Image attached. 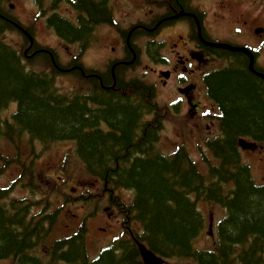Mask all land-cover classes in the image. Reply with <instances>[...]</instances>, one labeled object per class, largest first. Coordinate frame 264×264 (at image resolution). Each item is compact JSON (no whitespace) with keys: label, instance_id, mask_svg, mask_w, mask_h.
<instances>
[{"label":"trees","instance_id":"obj_1","mask_svg":"<svg viewBox=\"0 0 264 264\" xmlns=\"http://www.w3.org/2000/svg\"><path fill=\"white\" fill-rule=\"evenodd\" d=\"M6 1L0 0V143L18 145L24 135L43 145L75 142L73 153L87 174L109 184L108 190L114 186L110 193L133 192L125 215H131L143 231L140 236L136 230L137 238L158 256L168 260L195 257L198 264H264V185L257 184L239 149L241 138L264 144V81L248 70L247 60L235 56L231 68L209 78L222 115L219 135L206 144L217 163L206 161L204 174L185 148L168 156L157 149L165 111L153 103L152 87L135 78H121L115 92L95 86L93 96L70 98L60 95L52 75L27 72L16 50L2 40L5 32L13 30L1 7ZM106 1L94 5L82 0L80 5L97 23L109 16ZM37 2L44 5V0ZM60 2L54 0L52 9ZM48 21L56 22L58 33L68 38L70 25L55 15ZM77 34L73 31L69 37ZM13 104L15 112L4 117ZM3 158L0 149V161ZM25 163L19 181L35 176L33 161ZM43 186L49 196L42 193L46 202L39 204L14 199L10 187H0V261L88 264L83 227L75 237L51 246L47 243L60 214L49 212V197L65 191ZM198 203L215 204L226 211L213 252L198 253L193 247L204 224ZM34 206L42 207L39 214L34 215ZM129 240L116 243L91 264H141L136 245Z\"/></svg>","mask_w":264,"mask_h":264},{"label":"rangeland","instance_id":"obj_2","mask_svg":"<svg viewBox=\"0 0 264 264\" xmlns=\"http://www.w3.org/2000/svg\"><path fill=\"white\" fill-rule=\"evenodd\" d=\"M226 0H215L213 5L217 6L218 2ZM194 6L201 7V4ZM53 1L44 0L45 7H50L51 11L58 10V5H54L52 9ZM213 5L204 3L202 4L203 9L208 11L207 26L215 33L216 38H222L225 40H233V29L234 20L231 18H225V21L217 19L215 16V8ZM248 9L250 14L247 15L249 21H255L253 17L262 16L264 17V4L260 0H248L243 8ZM3 13L8 17L10 25H12L13 31H9L4 34L3 41L11 44L17 51L24 52L29 43L24 41L21 33L17 31L16 27L20 26L29 31L32 35L36 45L40 49V53L50 54V50H54L58 54L68 55L66 51V44L50 30L46 28L45 19L42 17L38 19L39 7L35 5L34 0H7L2 5ZM165 0H112L107 4L106 9L109 11L113 9L115 20H113L114 28H101L98 34L101 38L95 39V44H89L87 51V59L90 64H93L96 68L103 71L106 59L108 56H116L110 54L113 48H117L118 51L121 48V41L119 47L117 42L119 41L116 35L117 29L128 28L135 22H143L145 24L151 23V20L155 21V16H161L165 13ZM205 8V9H204ZM61 10V11H60ZM59 14L66 19H71L72 16L70 11L64 5H59ZM56 12V13H57ZM182 17V16H180ZM222 23L221 27L217 25V22ZM45 22V23H44ZM105 35V39H104ZM184 35L183 27H177L172 32H165L157 40L166 39L172 43L173 38L176 36ZM144 38L136 41L137 45L140 46L141 60L138 65L130 71L132 78H127L122 71L119 73L120 79L128 81L130 79H137L144 83L146 86L152 87L154 90L153 103L158 105L163 112L164 132L160 137L158 145L159 151L164 155H170L180 146L185 148L191 158L198 163L203 172L206 171V162L204 157H208L211 162L213 158L205 147V140H215L218 134L219 123L215 120V111L212 110V115H201L203 110L200 111V115H191L187 113V106H184L183 111L178 113L176 106H173V102H176V96L174 90L176 85L171 83L167 86L163 84V72L166 71L163 61L169 56V48L163 49L161 54L155 55L145 54L147 49ZM148 42V40H146ZM236 43V40H235ZM152 48V49H151ZM145 49V50H143ZM150 52L153 49H158L155 46L150 47ZM169 49V50H167ZM31 50L30 55L34 56L31 65H35V70H45L44 63L45 58L42 54ZM151 54V53H150ZM151 56V57H150ZM240 62V61H239ZM241 63V62H240ZM51 66V61L48 62ZM228 65L227 67H220L222 65L217 64V72L224 71L233 66ZM237 64V63H236ZM235 64V65H236ZM241 67H239L240 69ZM155 71V72H153ZM42 73L49 74V72L43 71ZM93 72H86L91 74ZM66 75L60 76L56 80L57 90L60 95H80L86 96L85 92L89 91V86L78 77L65 78ZM77 78V80L75 79ZM261 79V78H260ZM94 88V87H92ZM85 93V94H83ZM88 96V95H87ZM203 92H201L200 105L206 104V100ZM13 108L9 109V112L4 117H10ZM211 111V110H207ZM206 119V120H202ZM163 127V126H162ZM21 144H9L4 140L0 143V149L2 155L5 157L0 161V171L4 168L5 163H8L6 168L0 172V187L11 188V197L26 198L24 200L38 203V199H41L42 193L49 191L45 190V185H54L58 191L63 188L65 192H58L50 196L54 207L57 205L64 204L68 201V205L63 212L59 221L54 226L51 238L47 243L51 246L55 241H61L63 238L75 237L77 232L83 227L84 230L83 241L88 236L87 253L91 257L99 258L102 247H113L120 241H130L131 238L134 242V238L131 236L133 221L132 216L125 213L129 210L132 201L133 193L130 191H119L117 195L121 199L120 203H114L111 205L106 202L107 197L105 187L99 181L100 178L93 177L91 174L85 172L83 163L80 159H77L73 153L76 151L74 144L71 142L52 143L49 145H43L39 140H31L27 135L22 136ZM32 141V142H31ZM250 141V140H248ZM72 153V157L69 154ZM242 160L247 163L250 168L254 179L257 184L264 185V147L255 145L252 148H246L242 150ZM33 161L35 176L26 180H20V175L23 173L24 167L22 164L25 162ZM208 163H211L207 160ZM5 162V163H4ZM216 164V162H214ZM27 172V171H26ZM43 177V179H42ZM43 184V185H41ZM41 187V188H40ZM39 190H38V189ZM51 190V187H46ZM34 189L35 193H32ZM74 192H71L73 191ZM41 190V191H40ZM46 196V195H45ZM81 196L85 197L84 203L81 202ZM60 199L62 202L57 201ZM118 204V205H117ZM98 208H96V206ZM119 206V207H115ZM199 210L204 214L207 226L201 236L203 242L198 243L200 249L201 245L210 249L214 244V232L208 228L209 219H213L214 228L216 227L219 219L224 216L225 212L217 205H207L205 203L198 204ZM38 212V209H35ZM41 211V210H40ZM137 227V226H136ZM216 230V228H215ZM136 248L139 250L140 244H136ZM137 250V251H138ZM41 255L48 257L45 251L41 250ZM167 260V259H166ZM0 264H17L14 260L8 259L0 262ZM62 264H67L62 262ZM166 264H188L181 260H168Z\"/></svg>","mask_w":264,"mask_h":264},{"label":"flooded vegetation","instance_id":"obj_3","mask_svg":"<svg viewBox=\"0 0 264 264\" xmlns=\"http://www.w3.org/2000/svg\"><path fill=\"white\" fill-rule=\"evenodd\" d=\"M54 1V0H52ZM82 0H61L58 3L62 6L65 4L67 11L71 12V19L58 15V10L51 12L50 18L55 15L57 18L65 21L68 25L67 37H62L57 31V23L50 24L49 30L53 32L63 44H66V51L68 55L63 54H46L47 59L51 61V67L56 71L60 70L66 72L73 77L82 78L86 86H89V91L86 92L88 96L94 95V88L98 86L104 91L115 92L119 89L121 79L119 77L120 71L130 76V71L138 65L141 60L140 46L136 41L141 38L145 39L144 47L145 54L149 55L161 54L163 49L169 48V57L166 58L163 63L166 67V71L163 72V84L167 86L171 83L176 85L174 93L176 96L173 106H176V112L183 111L184 106H187V113L191 115H200V111L203 110L201 115H212V110L216 113V119L218 115H222V109L220 103L216 100L212 93L213 81L210 80L211 76L215 75L219 70L216 67L217 64L227 67L232 65V59L234 57H241L247 60L248 70L250 58L238 51H234L229 48L216 47L214 44H226L230 48L246 47L248 48L254 58V69L256 72L264 74V17H253L255 21H249L247 15L250 14V8L245 9L243 5L248 0H226L219 1L218 5H213L215 0H165V13L161 16H155V21L151 20V23L145 24L143 22H135L127 29H117L116 35L119 41H121V48H113L111 55L108 56L106 63L103 67L105 74L102 70L96 68L93 64H90L87 59V51L89 44H95V39L101 38L98 31L101 28H114L113 20H115L114 11L106 9L108 12V18L104 21L92 23L89 14L82 8L80 2ZM94 5L101 3V0H89ZM106 1V7L109 2ZM264 4V0H260ZM201 4V7L193 8L196 5ZM208 3L213 5L216 10L215 16L221 21H225V18H231L234 20L233 40H225L222 38H216L215 33L208 28L207 19L208 11L203 9L202 4ZM205 9V8H204ZM61 11V10H60ZM57 12V13H56ZM180 13H185L182 17L176 18ZM49 20V19H48ZM83 21V23H82ZM217 25L221 27L222 23L219 21ZM177 27H183L184 35L176 36L173 38L172 43L166 39L157 40L165 32H172ZM73 31H77L76 36L69 37ZM214 34V35H213ZM105 39V35H104ZM148 40V42H146ZM236 40V43H235ZM155 46L158 49H153L150 52V47ZM36 41L32 50L36 49ZM167 49V50H169ZM151 53V54H150ZM148 56V55H147ZM150 56V57H151ZM34 58V56L32 57ZM30 58V59H32ZM58 64L64 66L61 68ZM86 72H93L86 74ZM155 72V71H153ZM252 73V72H251ZM254 74V73H253ZM254 76H256L254 74ZM258 77V76H256ZM107 78V83L106 79ZM259 78V77H258ZM264 81V80H263ZM106 84V85H105ZM94 87V88H92ZM201 92L207 102L204 105H200ZM86 95V96H87ZM93 108L94 105L92 104ZM211 110V111H207ZM215 119V120H216ZM202 120H206L203 119ZM217 121V120H216Z\"/></svg>","mask_w":264,"mask_h":264},{"label":"water","instance_id":"obj_4","mask_svg":"<svg viewBox=\"0 0 264 264\" xmlns=\"http://www.w3.org/2000/svg\"><path fill=\"white\" fill-rule=\"evenodd\" d=\"M224 48H226L225 46H222ZM234 50H240V51H244L246 53H248L250 55V53L248 52V50L246 49H234ZM140 251L141 254L143 256L144 262L145 264H162L163 262L161 261V259H158L151 251H149L145 246L140 245Z\"/></svg>","mask_w":264,"mask_h":264},{"label":"bare ground","instance_id":"obj_5","mask_svg":"<svg viewBox=\"0 0 264 264\" xmlns=\"http://www.w3.org/2000/svg\"><path fill=\"white\" fill-rule=\"evenodd\" d=\"M41 201H42V202H46V200H44V199H41ZM56 203H58V202L56 201Z\"/></svg>","mask_w":264,"mask_h":264}]
</instances>
